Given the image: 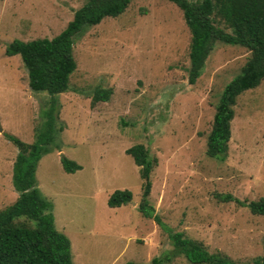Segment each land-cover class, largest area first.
<instances>
[{"label": "rangeland", "instance_id": "obj_1", "mask_svg": "<svg viewBox=\"0 0 264 264\" xmlns=\"http://www.w3.org/2000/svg\"><path fill=\"white\" fill-rule=\"evenodd\" d=\"M84 2L0 0V211L18 197V150L4 134L33 143L49 100L31 92L20 57L5 49L14 40L54 38ZM216 25L230 32L221 20ZM189 44L183 13L168 0H132L74 40L76 70L69 90L55 96L62 148L44 155L35 172L56 229L70 240L72 264H190L173 256L169 234L137 210L143 181L125 151L138 144L157 159L148 202L172 232L236 263L264 256V216L220 200L264 199V80L237 98L226 160L210 159L206 142L219 97L250 53L215 43L190 85ZM99 89L112 91L109 100L92 104ZM62 156L82 169L65 173ZM118 190L130 191L132 202L108 207Z\"/></svg>", "mask_w": 264, "mask_h": 264}, {"label": "trees", "instance_id": "obj_2", "mask_svg": "<svg viewBox=\"0 0 264 264\" xmlns=\"http://www.w3.org/2000/svg\"><path fill=\"white\" fill-rule=\"evenodd\" d=\"M132 0H85L77 9L66 28L52 39L28 42L12 41L5 49L7 57L18 55L27 71L28 87L33 93H46L49 100L41 110V123L36 139L27 144L19 138L4 134L18 150L12 167V184L18 197L12 205L0 211V264H72L71 244L66 235L58 231L52 215V204L37 187L35 177L40 159L53 150L61 151L59 139L63 126L58 120L59 105L56 95L69 90V78L76 70L73 57L74 40L88 28L100 24L105 18H114L128 8ZM183 13L190 31L188 83L194 85L201 75L205 61L215 43L240 46L250 53L241 73L228 82L218 100L213 123L206 142V155L223 162L228 155L231 122L237 98L255 89L264 80V0H168ZM216 19L230 29L216 25ZM112 91L99 89L92 97V104L107 102ZM143 181L142 198L137 210L145 218H153L169 234L173 242V256L182 255L190 264H243L236 263L222 254L209 253L202 244L172 232L148 202L151 191L150 174L157 159L150 157L143 145L125 151ZM65 173L73 174L82 169L75 161L60 158ZM226 203L234 202L246 207L253 215L264 216V199L244 202L230 195L220 197ZM132 202V193L115 191L107 205L117 208ZM170 258V257H169ZM152 264H161L154 259ZM254 264H264V256Z\"/></svg>", "mask_w": 264, "mask_h": 264}, {"label": "water", "instance_id": "obj_3", "mask_svg": "<svg viewBox=\"0 0 264 264\" xmlns=\"http://www.w3.org/2000/svg\"><path fill=\"white\" fill-rule=\"evenodd\" d=\"M2 132V128L0 127V133Z\"/></svg>", "mask_w": 264, "mask_h": 264}]
</instances>
